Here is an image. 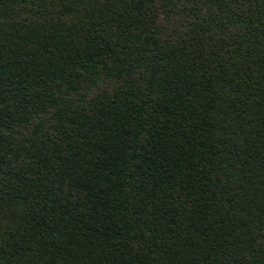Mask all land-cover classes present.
<instances>
[{
	"label": "trees",
	"instance_id": "1",
	"mask_svg": "<svg viewBox=\"0 0 264 264\" xmlns=\"http://www.w3.org/2000/svg\"><path fill=\"white\" fill-rule=\"evenodd\" d=\"M0 264H264V0H0Z\"/></svg>",
	"mask_w": 264,
	"mask_h": 264
}]
</instances>
